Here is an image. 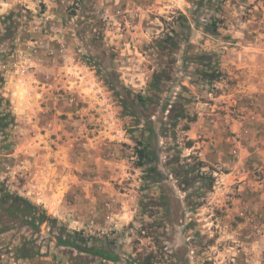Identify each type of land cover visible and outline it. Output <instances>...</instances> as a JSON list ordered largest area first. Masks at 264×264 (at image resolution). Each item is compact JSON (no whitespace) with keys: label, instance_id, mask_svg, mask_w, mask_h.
<instances>
[{"label":"rangeland","instance_id":"obj_1","mask_svg":"<svg viewBox=\"0 0 264 264\" xmlns=\"http://www.w3.org/2000/svg\"><path fill=\"white\" fill-rule=\"evenodd\" d=\"M48 1L0 0V264H264V0Z\"/></svg>","mask_w":264,"mask_h":264},{"label":"trees","instance_id":"obj_2","mask_svg":"<svg viewBox=\"0 0 264 264\" xmlns=\"http://www.w3.org/2000/svg\"><path fill=\"white\" fill-rule=\"evenodd\" d=\"M209 2V0L207 1ZM206 4V3H205ZM194 5L196 10H200L202 9V7L204 6L203 0H197L194 1ZM180 20L182 22L181 26H184V24L186 23V18L182 15H180ZM216 25L213 23L209 26H207V32L209 31L210 33L216 32ZM176 35V31L174 29H171V33L169 35L166 36V40L167 43L169 44V46L172 47H176L177 44L174 41V36ZM205 76L208 80V83H212L214 80H216L218 78V74L215 73L214 71H207L205 73ZM1 79V77H0ZM139 101L141 103L144 104V100L143 99H139ZM141 147H138L136 149V156H137V167L139 168H145L147 170V175L149 174H153L155 173V176L157 177L156 174V169L155 167H149V163L154 161L155 158V153L154 151L151 149V145L150 143H145L144 145L141 143L140 145ZM212 183H213V178L210 177L208 179V183H207V187L210 189L212 187ZM5 199L9 200L10 205L14 206V205H18L23 203L24 205L28 206L29 210L32 212L34 217V220L37 224L41 225L44 223H54L55 219L47 216L43 211L39 210L38 207L31 205L30 203H28L26 200L22 199L19 196H12V195H6ZM37 212H39L37 214ZM71 234H73V236H71ZM68 234L67 237L65 239H63L61 236H58L56 238V241L59 245L62 246H69L72 249L81 252V253H86V254H91L94 256H99L102 259L105 260H110L112 257V255H110L109 252L103 250V249H96L94 246L88 245V237H85L82 233L78 232V233H71ZM77 236V237H76Z\"/></svg>","mask_w":264,"mask_h":264},{"label":"crops","instance_id":"obj_3","mask_svg":"<svg viewBox=\"0 0 264 264\" xmlns=\"http://www.w3.org/2000/svg\"><path fill=\"white\" fill-rule=\"evenodd\" d=\"M47 3H50L48 0H44ZM45 15L42 14L41 18H44ZM40 20H43L41 19ZM252 56L253 62L250 64V67L243 63L241 67H237L240 69L236 78L241 80L242 91L249 92L250 97L256 98L257 101H260L258 112L254 113V124L256 127V132L258 135L259 142H264V138H262L264 134V46L257 45ZM251 122V123H250ZM245 122L247 127H251L252 121Z\"/></svg>","mask_w":264,"mask_h":264}]
</instances>
